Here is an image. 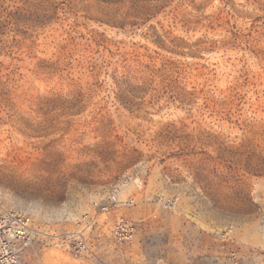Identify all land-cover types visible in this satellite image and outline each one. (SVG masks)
Returning a JSON list of instances; mask_svg holds the SVG:
<instances>
[{
	"label": "rangeland",
	"instance_id": "obj_1",
	"mask_svg": "<svg viewBox=\"0 0 264 264\" xmlns=\"http://www.w3.org/2000/svg\"><path fill=\"white\" fill-rule=\"evenodd\" d=\"M5 211L26 264H264V0H0Z\"/></svg>",
	"mask_w": 264,
	"mask_h": 264
},
{
	"label": "built area",
	"instance_id": "obj_2",
	"mask_svg": "<svg viewBox=\"0 0 264 264\" xmlns=\"http://www.w3.org/2000/svg\"><path fill=\"white\" fill-rule=\"evenodd\" d=\"M118 203L130 205L132 200L119 201L115 193L111 192L107 196L106 202L99 208L101 211L106 212L111 204ZM86 217L85 215L82 218L83 221L78 224L81 228L68 233L49 236L65 243L69 252L74 255L91 253L94 244L81 232L86 226ZM37 234L38 232L33 228L29 216L14 211L0 213V264H26L22 258V252ZM114 234L117 241L128 240L132 236V227L127 222L120 221L115 226Z\"/></svg>",
	"mask_w": 264,
	"mask_h": 264
}]
</instances>
